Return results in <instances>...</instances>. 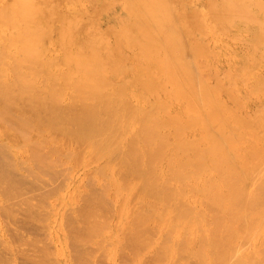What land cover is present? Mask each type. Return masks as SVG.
<instances>
[{
	"label": "bare ground",
	"instance_id": "obj_1",
	"mask_svg": "<svg viewBox=\"0 0 264 264\" xmlns=\"http://www.w3.org/2000/svg\"><path fill=\"white\" fill-rule=\"evenodd\" d=\"M120 3L125 5L124 18L115 13ZM195 5L200 6L201 10H193ZM206 26H210L211 30L219 28L221 35L247 45L240 56L242 63L238 68L242 79L240 76L236 78L238 73L229 66L226 76L218 80L219 86L222 85L227 90L225 94L222 86L213 83L216 88L213 87L204 76L212 71L209 61L202 59L207 63L205 65L200 61L203 53H206L201 38ZM58 66L64 70H58ZM263 68L264 0H0V121L4 123L3 126L10 125L16 131L15 139L12 140L15 146L8 145L10 142L5 135L0 137L7 141V145L1 142L4 147L1 150L6 153V149L16 147L22 151L23 146L25 148L29 145L33 148V157L29 161H38L40 165L37 163L39 169L35 166L37 170L44 166L45 171L49 170L51 162H57L49 154L52 149L55 154L64 151L65 156L74 157L73 161L76 159L80 163L90 154L99 163L96 169L92 168L93 171L96 170L94 173L90 170L93 174L89 171L90 176L94 178L93 180L91 176L92 182L96 178L104 179L106 187L103 189L101 186H104L101 185L100 188L106 191L108 187V191L97 193L101 189L97 186V190L94 185L96 182L93 183L96 188L94 190L92 182L86 181L87 184L91 182V187L83 186L90 187L91 190L93 188L94 193L90 191L92 194H89L87 191L82 194V198L91 195L86 197L85 205L79 203L83 208L77 210L79 205H76L77 211L73 209V214H64L65 217L61 218V222L64 220L62 225L68 227L66 239L70 238L71 243L66 241L71 247L74 244L72 248L83 247L86 242L93 241V237H99L96 234L101 233L105 226L104 230L109 229L105 224L111 222L114 212L111 209V216H107L106 212L110 213V210H106L109 207L105 202L111 191L113 200H109L115 202L113 205L116 204L118 212L113 237L118 239L120 233L125 232L126 246L131 254L137 255L139 251H143L142 247L152 251L155 244L156 257L154 254L155 259L151 258L157 263L151 260L153 264H158L157 259L159 262L166 261L164 264H172L175 258H183L182 264L187 260L191 264L189 259L196 264H264V161H261L264 158V140L257 136L250 125L252 118H258L259 124L264 121V110L260 114L256 108L250 112L252 118H245L227 104L232 101L238 106H244L246 97L251 94L263 98L248 86V80H252L254 73ZM69 89L72 92L67 97L64 93ZM258 92L264 95V89H259ZM133 98L138 101L141 98L147 102L152 99V103L150 102L149 107L141 106L140 102L133 104ZM262 102L264 103V98ZM247 114L249 115V111ZM213 125L216 126L215 129H212ZM242 125L247 130L246 134L245 130L238 132L232 129L237 126L242 128ZM32 130L37 134L30 135ZM128 133H133L132 137L127 138L124 143L122 140ZM59 139H66V145L59 144ZM46 144L52 149H48L45 154L50 157L48 155L43 159L39 152L43 150L41 148L48 146ZM256 155L263 157L260 159ZM253 157L257 158L256 162ZM20 159H16L15 169L20 170L27 163V160L23 162ZM46 159H50V164ZM70 160L67 159L66 162ZM66 162L64 163L67 164ZM58 163L56 164L60 166ZM77 164L79 167L82 165ZM117 165L120 169H116L120 172H117L120 174L119 179L116 178L119 175H114ZM62 166L65 167L63 162L59 171L64 169ZM44 169L40 171L45 172ZM67 169L66 173L62 171L63 175L58 169L56 171L67 177L70 171ZM31 171L29 175L33 174ZM52 171H47L46 174L53 177L50 180L57 181L54 178L57 174ZM38 172L32 176H39ZM90 176L88 179H91ZM66 177L63 181L71 180L69 176ZM5 178H0L1 182L5 180L0 189L2 186L10 187ZM48 182L46 184L50 186L53 181ZM53 183L59 189L62 187L59 182L57 185L56 182ZM65 185L67 187L68 183ZM54 186L49 187L51 194L56 193ZM9 190H0V193L4 192L6 197L9 192L10 198L15 193L11 194ZM77 191H80L79 187L66 196L63 194L67 197L63 200L72 201L76 198ZM22 194L19 196L21 202L26 198ZM2 195L0 207L6 205L3 201L4 194ZM48 196L46 201L44 196L40 198L44 199L43 204L46 202L47 206ZM196 197L201 199L200 209L191 206ZM104 198L107 200H103ZM11 201L12 198L9 202L11 204L7 203L10 206H6L5 212L0 210V213L10 214L7 212L12 211L13 208L10 207H14L11 206ZM130 201H138L140 205L137 211L133 208L135 203L130 206ZM99 202H104L101 204L107 207L103 211L105 219H111L103 218ZM33 203L31 207L34 209L37 206L33 207ZM40 203L42 202L39 201L38 204ZM26 206L29 207L28 204ZM37 208L34 211L40 209ZM133 209L135 212L132 219L122 221ZM27 211L29 213L25 217H29L34 223L38 212H33L31 208ZM3 213L1 215L4 217ZM44 215L43 212L40 216ZM99 215L103 222H100ZM38 222L40 221L35 223ZM154 232L166 236L164 239L169 241L161 238V244L158 241L156 243L158 234L155 237L152 235ZM103 239L101 242H106ZM241 239H246L243 242L250 240L248 243L252 241L255 251L247 254L246 251L243 252L240 248L243 242L240 246L238 244ZM16 240L19 242L20 239ZM1 241L0 243H4V240ZM30 242L35 246L34 242L36 244L38 241L32 239ZM107 242L106 247H110L112 241L109 244ZM97 243V248L101 247L99 241ZM248 243L243 248H248V245L250 247ZM95 246H90L94 251L89 246L86 248L92 249V255L99 251L101 255L102 248L99 250ZM119 247L122 250L125 248L121 245ZM66 248L61 246L58 251V247L56 252H60L62 256V264H70ZM18 249L14 248V254L8 250L13 256L12 259L8 256L13 264H19L17 259H21V254H18L19 257L15 254ZM42 250L40 252L43 254L49 249ZM80 250L76 249V252L81 253ZM83 250L85 252L86 249ZM122 250L121 254L118 253L119 259L117 251L110 253L111 264H116L121 258L125 260L124 257L128 259V254L125 256V251ZM49 251L47 253L52 254ZM86 251L87 254L90 252L88 258L91 259V251ZM40 252L36 259L30 256L31 261L39 259ZM84 252L82 253L85 254ZM102 255L96 256L97 261L94 260L98 262L103 256V259L107 258V254ZM21 257L23 264L25 256ZM27 258L26 261L29 262L30 259ZM133 258L138 257L132 256ZM150 259L147 260L148 263ZM6 260L5 264L8 263ZM79 260L74 261L80 264ZM102 260L99 263H103ZM129 260L133 261L128 259L120 264L126 261L129 264ZM46 261L45 264L48 262ZM40 262L44 264L43 260ZM82 263H85L84 260ZM136 264L142 262L137 260Z\"/></svg>",
	"mask_w": 264,
	"mask_h": 264
},
{
	"label": "rangeland",
	"instance_id": "obj_2",
	"mask_svg": "<svg viewBox=\"0 0 264 264\" xmlns=\"http://www.w3.org/2000/svg\"><path fill=\"white\" fill-rule=\"evenodd\" d=\"M193 10H201V7L200 6H198V5H195L194 7H193ZM124 12H125V5L124 4H118L117 5V7H116V9H115V13L120 17V18H124ZM244 35H246V34H244ZM201 38L203 39V42H204V45H203V47H205L206 48V53H203V57L201 58V63L202 64H207L206 62H204L202 59H205V60H207V61H209V63H210V67L212 68V71L210 72H208L206 75H204L207 79H209V82H210V84L213 86V87H215V85H218L219 86V81L221 80V78H223L224 76H226V74H227V72H228V68H229V66L235 71V72H237L238 73V75H236V78H239V72H238V68H239V66L241 65V63H242V60L240 59V56L245 52V50H246V47H247V45L245 44V43H243V42H240V41H236V40H234V39H232V38H230L229 36H227V35H221L220 34V30H219V28H216V29H214V30H211L210 29V26H206V27H204V31L202 32V36H201ZM232 47H231V46ZM140 62V61H139ZM59 68H58V70H64V68H62V67H60V66H58ZM45 69H48V68H45ZM45 75V74H44ZM254 77H253V79L252 80H248V86L252 89V90H254L255 92H257L260 96H262L263 98H264V95H262V94H260L259 92H258V90L259 89H264V68L262 69V70H260V71H258V72H256V73H254ZM210 77H214L215 79H211ZM221 77V78H220ZM219 78V79H218ZM217 79V80H216ZM240 79H242V77L240 76ZM219 80V81H218ZM215 85H214V84ZM231 82H229V84H230ZM221 85V84H220ZM222 86V85H221ZM221 86H219V87H221ZM216 88V87H215ZM221 89H222V92L225 94L226 93V89H223V86L221 87ZM71 90L69 89V90H66V92L64 93V95H68V96H70L71 95ZM67 93V94H66ZM67 96V97H68ZM263 98H260V97H258L257 95H254V94H251V95H248L247 97H246V104L244 105V106H238L237 104H235L234 102H232V101H228L227 102V104L231 107V108H233L235 111H237L239 114H242V115H244L245 116V118L246 117H251L252 118V116L250 115V112H252V111H254L256 108H258L259 109V113L261 114L262 113V110H264V103L262 102V99ZM134 99V103L133 104H137V103H139L140 102V105L142 106H146V107H149L150 105V102L152 103V99H147L148 100V102L146 101V100H144L143 101V99H141V98H139V100L140 101H138V99L137 98H133ZM70 101V100H69ZM146 101V102H145ZM148 103V104H147ZM15 107V106H14ZM13 107V108H14ZM12 108V109H13ZM17 108V107H16ZM11 109V112L13 111ZM14 111H15V108H14ZM14 111L12 112V113H14ZM248 111H249V115L247 114L248 113ZM12 113H10V114H12ZM29 117V116H28ZM251 121H253L250 125H251V127H252V129L255 131V133L257 134V136L258 137H260L262 140H264V121H261V123L259 124L258 123V118H252L251 119ZM2 124H4L3 122H1L0 121V137H4V135H5V138L8 140V142H10V144H8L9 146L11 145V146H15L14 144H13V142H12V140H14L15 139V133L14 132H16L14 129L12 130V128L10 127V125H7L6 124V126H3ZM8 126L10 127L9 129H8ZM243 126V127H242ZM241 127L243 128H240V126H237L236 128L234 127H232V129H236L238 132H241V130L242 131H244V133L246 134L247 132V130L245 129V127H244V125H242ZM212 127H214V128H212V129H215V125H213ZM240 128V129H239ZM247 128H249V127H247ZM251 129V130H252ZM3 130H6V132L5 131H3ZM9 130V131H8ZM13 131V132H11L10 133V131ZM4 132V134H1V133H3ZM33 131V133L31 134L30 133V135H36L37 133H36V131L35 130H32ZM8 132V133H7ZM14 133V135H12ZM34 133H36V134H34ZM250 133V132H249ZM8 134V135H7ZM132 134L133 133H128L126 136H125V138L122 140L124 143L129 139V137L131 138L132 137ZM251 134V133H250ZM250 134H249V136H250ZM7 136V137H6ZM11 136V137H10ZM59 136V135H58ZM251 136H252V134H251ZM56 137V136H55ZM190 137H192L193 138V136H190ZM12 138V139H11ZM58 138H60V137H58ZM63 138V137H62ZM61 138V139H62ZM128 138V139H127ZM191 138V139H192ZM61 139H59L60 141H61V143H60V141H59V144H64L65 143V141H66V139H63V140H61ZM127 139V140H126ZM4 140V139H3ZM1 138H0V146H1V142H3L2 144H5L7 141L6 140H4L3 141ZM65 140V141H64ZM6 141V142H5ZM5 142V143H4ZM6 145H7V143H6ZM26 145V144H25ZM46 145H48V146H45V147H48V148H45V150H46V152H45V150H44V148H41V149H43V150H40V155L42 156V158L44 157V158H46V156H48L49 154L50 155H53V157H51V158H55L56 160H57V162H55V160H54V162H55V165L53 164L54 162H51V161H49L50 159H46L47 160V162L49 161V164H50V162L52 163L51 165H53L52 167H51V165L48 167V166H46V167H48V169L49 170H46L45 171V166H44V168H40V170H43L44 169V171L45 172H41L40 170H37V169H39V168H37V166H38V161H37V165L34 163V161H29L30 159H31V157H33V153H32V147H30L29 145H26L25 146V148H23L22 147V151H21V149H17L16 147H13V149L11 148H8V149H6V153H4V151H2L1 149L3 148L4 149V147H2L1 146V148H0V176H3V177H0L1 178V180H2V178H4V176L6 177L5 179H7V181L9 182L7 185H9L10 184V187H8L10 190L9 191H11L10 193L11 194H13V193H15V194H17V195H11V197L9 198V195L10 194H6V197H8V198H6L5 197V193L4 192H2L3 194H4V197H5V200H3L4 201V203H6V205H4L5 206V209H4V206H2V207H0V210L1 211H3V212H5V210H6V206H10V205H7V203H9L10 202V199L12 198V204L13 205H11V206H14V207H10L11 209H12V211H10V212H7V213H10L11 215H12V217H10V214H7L8 215V217H7V215H5V213H3L5 216V218L1 215L2 213H0V241L2 240H4V243L2 242V243H0L1 245H2V247H1V245H0V247L2 248V250L0 249V254H2L1 256H0V259L3 261V264H5L6 262H4L6 259V261L8 262L7 264H9V263H12L13 261H10L12 258H13V256H11L10 255V253L12 252V254H14L13 253V251H14V248H15V250L16 249H18L17 247H19V249L17 250V251H19L20 250V252L18 253L17 251L15 252V254L17 253V257H19V255L18 254H21V256H25L24 258V262H23V264H25V262L26 263H29V262H34V263H31V264H39V263H41L40 261H42L43 260V263H44V261H48V262H50V260H53V262L56 260V262H54V263H56V264H62V256H60V252H58V253H56L57 252V249H58V247H59V249H58V251L60 250V248H61V246H66L67 248L65 249L66 250V252H67V256H68V258H69V261H70V264H78L77 262L78 261H74V260H79L80 261V264L82 263V261L84 260V262L85 263H82V264H88V262L91 264L92 262H94L95 260L97 261L98 259H96L97 257L96 256H101L102 254L104 255H106L107 256V258H105V259H107L106 260V262H107V264H111L110 262H111V255H110V253L111 252H114V253H116V251H117V258H118V256H120L119 254H121L122 252H121V248L119 247L120 245H121V247L122 248H124V246H125V248H124V250H122V251H125V253H124V255L126 256V254H128L126 257H128V259H131V260H133V261H130V262H128L129 264H136V261L137 260H139L140 262H142V264H147L148 263V259H150L151 257H153L154 258V254L156 253V245L154 244V246L155 247H153V249H152V251L150 250V251H148L147 250V248L146 249H144L143 247L141 248L143 251H139L140 252V254H139V252H138V254L136 255V254H131L132 252L130 251H128L129 250V248H127V246H126V242L127 241H125L126 240V235H125V232H121L120 233V236H119V238L117 239L116 237L114 238L113 237V234H114V231H115V228H114V225L116 224V223H114V222H117L118 220L116 219L117 217H118V215H117V206H116V204L115 205H113V202H111L112 200H113V196H112V193H111V191L110 192H108V193H110V194H106L107 196H108V200L107 199H103V200H107L105 203H107V205L106 206H108L109 208L108 209H106V210H110V213H109V211H107L106 213H108L107 214V216H111V213L112 212H114L113 214L114 215H112V220H110L111 222H105V223H103V224H105V225H108L107 226V228L109 227V229L108 230H104V229H106L105 227H104V229L103 230H101L102 232L101 233H97L96 235L98 236V234L100 235L99 237H93L94 238V240H93V238H92V240L93 241H88L89 242V245L87 244L88 242H86V244H87V246L86 247H90V246H95L96 244V248H97V246H98V243H97V241H99V245H101V247L99 246L98 248H99V250L101 249V255H100V251L99 250H95V252L96 251H99V252H94L95 254H93L92 255V252L94 251V248L93 247H90V248H92L93 249V251H91L92 249H90V248H86L84 245H86V244H84L83 245V247H80V246H76V248H72V247H74L73 245H72V247L71 246H69V244L71 243L69 240H70V238H69V240H68V238L66 239V236L69 234V231L67 230L68 229V227H65V226H63L64 225V220H63V222H61L62 221V217H65L64 216V214L66 215V214H69L70 215V213L73 211V212H75V211H77L79 208H83V207H81L80 205H79V203H81L82 204V206L83 205H85V200H86V197H88V196H91V195H88V196H84V198H82L83 196H82V194L84 195L87 191H88V193L89 194H92V193H94L93 191L97 188V186L100 188V186L101 185H103L104 187H102L101 186V188H103V189H105V185L107 184V182H106V184L104 185L103 183H105L104 182V179H102V178H100L102 181H100V179H97L96 178V181H94V182H96V183H94V182H92L93 180H94V178H93V176H92V178H93V180H92V178H91V176H90V170L93 168V169H96L97 167H98V165H99V163L96 161L95 162V159H92L91 158V156L92 155H88V157H86L85 156V158L83 159V162L82 163H80V162H76V159L73 161V159H74V157H67V156H65L64 155V151H59L58 152V154H59V156H58V154H57V152H56V154L53 152L54 150L52 149V148H50L51 146H49V144H46ZM65 145H66V143H65ZM31 148V150L29 149V147ZM6 148V147H5ZM16 148V149H15ZM10 149V150H9ZM28 149V150H27ZM50 150L51 151V149H52V151H51V153L53 152V154H51V153H49L48 155H46L45 156V154H47V150ZM7 150H9V152H11L10 154L8 153V151ZM20 151V152H19ZM29 151V152H28ZM31 151V152H30ZM49 151V152H50ZM15 153H18V156L16 157L15 156ZM21 153H22V156H21ZM27 154V155H25V154ZM20 154V155H19ZM55 154V155H54ZM50 155L48 156V157H50ZM56 155H57V157H56ZM19 156H21V157H19ZM29 156V157H28ZM257 156V155H256ZM60 157H62V158H60ZM257 157H261V156H257ZM263 157V156H262ZM261 157V158H262ZM22 159L23 160V162H25L26 160H27V163H25L22 167L23 168H25V169H23L22 167V169H15V165L17 164L15 161H16V159ZM43 158V159H44ZM70 158H72L71 160H70ZM253 158H255V157H253ZM252 158V159H253ZM260 158V159H261ZM20 159V160H21ZM61 159V160H60ZM64 159H65V161H64ZM70 160L69 162L67 161L66 162V160ZM89 159H92V160H94V164L89 160ZM256 159L257 158H255V160H254V162H256ZM21 160V161H22ZM33 160H36V159H33ZM58 160H59V162L60 163H58ZM63 160V161H62ZM87 160H89L91 163H92V165L90 164V162L88 163V162H86V164H85V161H87ZM21 161H20V163H21ZM261 161H264V158H263V160H261ZM15 162V163H14ZM22 162V163H23ZM62 162H63V165H65V167L64 166H62V168H64V169H62V171L64 170H66V168H68L67 170H70L68 173V175H67V177L66 176H61V175H59V172H61V174H62V171H59L60 169L59 168H61V164H62ZM64 162H66L67 164H69V166L71 167L72 165H73V167H71V168H69V166L67 165V164H65ZM34 163V164H33ZM56 163H58V164H60V166L59 165H57ZM77 163H79V164H82V165H80V167L78 166V164ZM96 163V164H95ZM74 164H77V165H74ZM21 165V164H20ZM27 165V166H26ZM33 167H32V166ZM40 165V164H39ZM83 165L85 166V167H83ZM91 165V166H90ZM94 165H96V166H94ZM29 166L31 167V168H29ZM35 166H36V168H35ZM67 166V167H66ZM75 166V167H74ZM79 168H78V167ZM87 166H90V168H88ZM94 166V167H93ZM87 167V168H86ZM53 168H54V170L56 171V169H58V171H54L53 170ZM31 169L33 170V171H31ZM53 171H52V170ZM93 169H92V172L94 173V171H96V170H94L93 171ZM116 169H119V167H118V165L115 167V170ZM31 172H33V174L32 173H30V174H32V175H34V173L35 172H38V175L39 176H37V175H35V176H37V177H33L32 175H29V172L30 171ZM35 170V171H34ZM53 172V173H55V174H57V176L54 174L53 176H56V177H54L55 178V180L57 179V181H54V179L53 180H50V179H52L51 178V176L49 177V175L50 174H48V176H47V174H46V172L48 171V173L49 172H51V171ZM114 170V175L116 176V175H119V176H116V178L117 179H119L120 178V174H117V172H119V171H115ZM120 170V169H119ZM27 171V172H26ZM29 171V172H28ZM90 171V172H89ZM67 171H65V173H66ZM74 172H76V173H74ZM91 172V174H93ZM116 172V173H115ZM42 173H44V174H42ZM53 173H51V174H53ZM64 173V174H65ZM89 173V174H88ZM120 173V172H119ZM1 174H3V175H1ZM46 174V176H44L43 177V175H45ZM111 174H113V172L111 173ZM63 175V174H62ZM66 175V174H65ZM90 176L89 178H91V179H88V176ZM114 175H112V177H115ZM70 177V181H68L67 179H66V181H63L64 179H65V177L66 178H69ZM38 177H40L39 179H38ZM41 177H43L42 178V180H41ZM47 177H49V179L47 178ZM87 177V178H86ZM47 178V179H46ZM46 180H50V181H53V182H56V184L55 185H57V182H59L58 184H60V186H62L60 189H59V186H54V183L53 182H51L50 183V186H49V184H46V182H48V181H46ZM75 180V181H74ZM91 181L92 182V184H91V182H89L88 184H87V182L86 181ZM97 180H99V181H97ZM4 181L5 180H3L1 183H0V187H1V184L2 185H4ZM43 181H45V182H43ZM49 181V182H50ZM72 181H74V182H72ZM48 182V183H49ZM63 182V183H62ZM86 184H85V183ZM100 182H102V183H100ZM68 183V186L66 187V185L64 186V184H67ZM93 183H94V185L96 186V188H95V186L93 185ZM99 183V184H98ZM63 184V185H62ZM93 185V188H94V190H93V188H92V190H91V185ZM51 185L52 186H54L55 188H58L57 190L55 189V188H53L54 189V192H56V193H53L52 191V189H51V192H52V194L49 192V189L51 188ZM83 185H87V186H89L90 185V187H88L87 188V186H83ZM82 186H83V189H82ZM108 186V185H107ZM5 187V189L7 190L8 188H6V186H2V188L0 189V190H2V191H6L5 189L3 190V188ZM50 187V188H49ZM63 187H65V188H63ZM80 188V191H77L76 192V198H74L72 201H70V200H63V198H67V197H65L66 195H68V193L70 194L71 193V191L73 192L75 189H77V188ZM64 190H63V189ZM85 188V189H84ZM100 188V189H101ZM139 188V187H138ZM66 189H67V191H66ZM103 189H101V191H97V193H100V194H102L105 190H103ZM56 190V191H55ZM97 190H98V188H97ZM17 191H19V192H17ZM48 191V193H46ZM66 191V192H65ZM90 191H92V193H90ZM106 191H108V187L106 188ZM105 191V192H106ZM29 192H31V193H29ZM136 192V191H135ZM2 193H0V195H2ZM19 193H24V195L26 196V198H25V200H23L22 202L21 201H19V200H22V199H20V197L19 196H21V194L19 195ZM96 193V192H95ZM137 193V192H136ZM47 194V195H46ZM48 194H49V196H48ZM50 194H51V196H50ZM63 194H65V196L63 195ZM100 194H98V195H100ZM23 195V194H22ZM24 195L22 196V197H24ZM72 195V194H71ZM97 195V194H96ZM3 196V195H2ZM42 196H44L45 197V201H46V197L48 196V197H50L49 199L47 198V202L49 203H47L48 204V206L46 205V202H45V204H43L44 202V199L43 200H40V198L42 199ZM78 196V197H77ZM95 196V195H94ZM93 195H92V197H94ZM19 197V199H17ZM27 197H28V199H27ZM95 197H97V196H95ZM80 198H82V200L80 199ZM134 198V197H133ZM7 199V200H6ZM24 199V198H23ZM26 199H27V203H26ZM56 199V202H54V200ZM109 199H111V201L109 200ZM135 199V198H134ZM199 198H194L193 199V201H192V203H191V206L192 207H198L199 209H200V205H201V199L200 200H198ZM18 200V201H17ZM31 201V203H33V201L35 202V203H33V207H35V206H37L38 208L40 207V209H38L37 207H35V208H37L38 209V211L37 210H35V211H37L38 212V214H37V218L36 219H34V221L35 222H37L38 220L40 221V222H38L37 224L34 222H32L33 220H31L29 217H25L26 215V213H29V211H27L29 208H31L32 210H33V212H35L34 211V209L31 207L32 206V204L30 203V201ZM133 200V199H132ZM136 200V199H135ZM6 201H8V202H6ZM39 201H41L42 203H40V204H38V202ZM78 201V202H77ZM26 204H25V203ZM30 203V205L31 206H29V203ZM37 202V203H36ZM82 202H84V203H82ZM104 202H99L100 203V205L99 206H104L105 204H101V203H104ZM196 202V203H195ZM19 203H21V204H19ZM23 203V204H22ZM115 203V202H114ZM132 203L134 204L133 206V208H135V210L137 211V207L140 205V204H138V201H134V202H131L130 201V206L132 205ZM9 204H11V203H9ZM28 204V206L29 207H27L26 205ZM35 204H37V205H35ZM137 204V205H136ZM196 204V205H195ZM40 205V206H39ZM43 205V207H44V209H46L45 211H44V209H43V207H41ZM76 205H79L78 206V208H77V210H76ZM136 205V206H135ZM194 205V206H193ZM76 206V207H75ZM101 206V207H102ZM106 206H104L103 208H99L100 209V212H103V211H106L104 208H107ZM7 207V208H8ZM46 207V208H45ZM54 207V208H53ZM195 207V208H196ZM130 208V207H129ZM132 208V207H131ZM130 208V210H132ZM4 209V210H3ZM9 209V208H8ZM41 209H43L42 210V212H40L41 211ZM75 211H74V210ZM101 209H103L102 211H101ZM111 209H112V212H111ZM198 209V210H199ZM10 210V209H9ZM26 210V211H25ZM56 210H58V211H56ZM114 210V211H113ZM134 210V209H133ZM135 210L134 211H132V212H128V214H126V217H123V219L124 220H122V221H124V222H128V221H130L131 219H132V216H133V212H135ZM138 210H139V208H138ZM197 210V209H196ZM12 212H13V214H12ZM40 212V213H39ZM43 212H44V216H42V217H48V215L47 214H49V219L48 218H46L47 220H48V222H47V220L45 219V218H42L40 215H43ZM46 212V213H45ZM73 212L71 213V214H73ZM51 213V214H50ZM57 213H58V215H57ZM104 213V214H103ZM103 213H101L102 215H104V219L106 218L105 217V212H103ZM63 214V215H62ZM27 215H29V214H27ZM57 216V217H56ZM131 216V217H130ZM99 217H100V222H103V220H102V216H100L99 215ZM98 217V218H99ZM110 219H111V217H109ZM109 218L108 219H105V220H109ZM38 219V220H37ZM41 219V220H40ZM46 221H45V220ZM93 219V218H92ZM91 219V220H92ZM4 222H3V221ZM28 220H29V222H28ZM30 220H31V222H30ZM37 220V221H36ZM58 220H60V221H58ZM115 220V221H114ZM45 221V222H44ZM56 222V223H55ZM98 222V221H97ZM46 223H48V224H46ZM47 225L48 227H46L48 230H50L49 232L46 230V228H45V226L44 225ZM63 224V225H62ZM3 225V226H2ZM44 226V227H42V226ZM156 225V224H155ZM154 226V225H153ZM152 226V229H154L155 228V226L153 227ZM41 229H40V228ZM111 228V229H110ZM65 229V230H64ZM61 230V231H60ZM82 230V229H81ZM153 230H151V232H152ZM46 232H48V233H46ZM153 233V232H152ZM157 232H154V234H152L153 236H155L156 237V235L158 236V237H156V243H158L159 242V244H161V241H162V239L161 238H166V236H164L163 234V236H161L159 233H157ZM102 234V235H101ZM56 236H58V237H56ZM103 236V238H100V237H102ZM125 236V237H124ZM152 236V239L155 241V237H153ZM48 237V238H47ZM13 238L16 240L17 238L18 239H20L19 240V242H18V240H16V242H17V244L19 245H17L16 246V242H15V240H13ZM34 240L35 241V239L38 241V242H36V244H35V242H34V245L35 246H33L32 244L33 243H31L30 241L31 240ZM50 239H52V240H50ZM57 239V240H56ZM105 240L106 242L108 241L109 243H111L110 241H112V245L109 247L108 245H107V247H106V242H101V240ZM9 240V241H8ZM13 240V241H12ZM30 240V241H29ZM68 242H70V243H68ZM114 240V241H113ZM117 240H119V242H117ZM165 240H167V239H164L163 241H165ZM243 240H246V239H241L240 241H239V246L240 245H242V243L241 242H243ZM57 241H58V243H57ZM60 241V242H59ZM66 241V242H65ZM72 241V240H71ZM125 241V243H123ZM158 241V242H157ZM167 241H169V239L167 240ZM250 240H247V242H243V245L245 246V247H247L246 245V243H248ZM13 242H15V244H13ZM28 242H30L31 243V245H30V243H28ZM33 242V241H32ZM107 242V244H109ZM28 243V244H27ZM85 243V242H84ZM101 243V244H100ZM121 243H123V246H122V244ZM163 243V242H162ZM241 243V244H240ZM252 243V244H251ZM3 244H5V246L3 245ZM8 244H9V246H11L9 249L7 248V247H9L8 246ZM46 244V245H45ZM57 244V245H56ZM116 244V245H115ZM120 244V245H119ZM171 243L169 242V245H170ZM248 244H250V247H249V245H248V248H243L244 246L242 245V246H240V248H242V251L243 252H245L246 254L247 253H252V252H254L255 251V244H253V242L251 241L250 243H248ZM13 245V246H12ZM102 245H103V247H102ZM253 247H252V246ZM4 246V247H3ZM16 246V247H15ZM45 246V247H44ZM105 246V247H104ZM70 247H71V249H70ZM77 247H80L81 248V250H80V248H77ZM118 247V248H117ZM262 247L264 248V245H262ZM3 248H6L7 249V251H4V250H6V249H4L3 250ZM41 248V249H40ZM43 248H45V249H49L50 251H52V254H51V252L49 251V250H47V252L49 251L50 253H43L44 254V256L46 257V256H48V257H46V259H45V257L43 256V254L41 253L43 250ZM86 249V250H90L91 251V254H90V256L92 255V257H91V259L90 258H88L89 257V253L87 254V251L85 250V252H84V250L83 249ZM95 248V249H96ZM97 248V249H98ZM105 248H107V250L105 249ZM120 248V249H119ZM127 248V249H126ZM175 248H176V246H175ZM254 248V249H253ZM75 250V251H73V250ZM76 249L78 250H80L81 251V253L82 252H84L85 254H83L82 253V255H81V253L79 252H76ZM103 249H104V251H103ZM117 249V250H116ZM126 249V250H125ZM250 249V250H249ZM8 250H10L9 252H8ZM69 250H72V251H69ZM111 250V251H110ZM249 250V251H248ZM252 250V251H251ZM41 251V252H40ZM45 251V250H44ZM155 251V252H154ZM248 251V252H247ZM22 252V253H21ZM38 252V253H37ZM39 252L41 253L40 255V257H39V259H42V260H39V259H37L36 261H35V259H36V257L38 258V256H39ZM53 252H55V254L57 255V256H55V254L53 253ZM74 252H76V253H74ZM102 252H104V253H102ZM9 253V254H8ZM99 253V254H98ZM119 253V254H118ZM131 254V256H130V254ZM146 253V254H145ZM151 253V255H149ZM153 253V254H152ZM8 254V255H7ZM23 254V255H22ZM29 256H28V255ZM37 254H38V256H37ZM47 254V255H46ZM54 254V255H53ZM86 254L88 255V256H86ZM97 254V255H96ZM143 254H145V255H143ZM11 256V259L9 258L10 256ZM28 256V258H27V256ZM50 255H51V257H50ZM73 257H72V256ZM94 255H96V256H94ZM102 255V256H103ZM134 255H136L138 258L137 259H132V256L133 257H135L136 258V256H134ZM141 255H143L144 256V258H143V256H141ZM9 256V257H8ZM20 256V258L21 259H23L22 257ZM32 258H35V259H33V261H31L32 259H30L31 257ZM55 256V257H54ZM75 256V257H74ZM81 256V257H80ZM98 256V257H99ZM123 256V255H122ZM121 256V257H122ZM145 256H146V258H145ZM150 256V257H149ZM5 258V260H4V258ZM30 257V258H29ZM42 257V258H41ZM70 257H72V258H74V259H72V258H70ZM77 257H80L79 259H75V258H77ZM95 257V258H94ZM103 257H105V256H103ZM103 257H101L102 259H103ZM124 257V256H123ZM142 257V258H141ZM149 257V258H148ZM155 257H156V254H155ZM26 258L27 259H30L29 260V262H27L26 261ZM56 258V259H55ZM100 258V260H102ZM120 258V257H119ZM118 258V259H119ZM148 258V259H147ZM21 259H17V262H19V264L23 261H20ZM90 259V260H89ZM95 259V260H94ZM105 259H103L104 261H105ZM109 259V260H108ZM122 259V258H121ZM120 259V260H121ZM124 259L125 260H127L128 261V259L127 258H125L124 257ZM155 259V258H154ZM154 259H150L149 260V263L150 264H153V262L155 261V263H157V261L156 260H154ZM157 259V258H156ZM178 258H175L174 259V263H172V264H180L179 262L181 261V264L184 262V260H182L183 258H181V259H178L179 261H178V263H176L175 261L177 260ZM188 259V258H187ZM186 258H185V260H187ZM82 260V261H81ZM100 260L98 261V262H94V264H104V263H106V262H104L103 260V263H99L100 262ZM117 261L116 262V264H120L121 262H123V261H125V260H121V261ZM153 262H152V261ZM158 260V264L160 263V264H164V263H166V261L164 262V261H162V260H160V261H162V262H159V259H157ZM190 260L191 259H189V263H191V264H196V263H194V261L193 260H191V262H190ZM2 261H0V263H2ZM39 261V262H38ZM46 261V262H47ZM101 261V262H102ZM126 261V262H127ZM193 261V262H192ZM47 262V264H54L52 261L50 262V263H48ZM126 262H124V263H126ZM132 262V263H131ZM124 263H122V264H124ZM148 263V264H149ZM13 264V263H12ZM22 264V263H21ZM30 264V263H29ZM42 264V263H41ZM45 264V263H44ZM93 264V263H92ZM127 264V263H126ZM184 264H188V260L187 261H185V263Z\"/></svg>",
	"mask_w": 264,
	"mask_h": 264
}]
</instances>
